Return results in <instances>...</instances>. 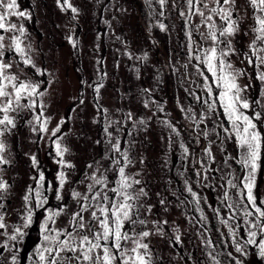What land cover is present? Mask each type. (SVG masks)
<instances>
[{"label": "rangeland", "instance_id": "obj_1", "mask_svg": "<svg viewBox=\"0 0 264 264\" xmlns=\"http://www.w3.org/2000/svg\"><path fill=\"white\" fill-rule=\"evenodd\" d=\"M131 1L70 0L72 5L79 9L77 20L73 22L70 20L71 11H61L56 0H17L20 10L29 13L31 19L12 17V22L24 25L26 33L21 38L23 44L30 46V54L37 67L46 69L51 75L38 76L34 74V70L25 69V71L33 81L52 80L54 82L50 87L46 83L41 84V90L48 87V94L43 98V102L48 106L44 115L50 118L49 131L34 133L31 130L32 126L27 123L32 119L33 114L23 111L18 115L12 113L16 117L17 127L11 134L2 138L7 146L4 155L10 161L9 164L0 166L3 169L0 171V178L11 185L3 201L5 209L0 210L5 212L7 231L11 233L13 226L22 224V216L26 215L23 197L29 186L37 187V180L33 177L38 178L40 172H43L45 177L40 191L47 198V203L37 208L36 200L31 202L32 223L24 229L23 237H18L14 242L8 241L10 249L15 245L14 251L0 249V264H6V262L10 264L12 254L17 256V264H34L36 249L45 243L42 225L45 223L49 210H58L62 204H67L69 211L74 210L75 204L70 196L71 190L75 188L84 192V184L78 182L85 180L86 171H92L86 166L95 160H100L105 150L103 119L97 113V100L92 87L100 81L104 73L106 76L103 78L104 87L100 91L99 104L107 108L113 118H120L122 112L129 110L136 117H152L146 132L140 131L135 137H128L127 130L131 129V124L125 130V139L136 140L132 155L137 163L129 171L136 172L143 167V179L151 197L148 202L157 205L154 211L159 217L179 225L183 241L181 247L170 245L166 239L152 237L154 252L163 256L165 264H212L207 255L209 251H212V247L206 246V241L210 239L215 251L220 253L217 258L221 264H235V260L227 255L229 252L232 256L244 261V264H264V260L255 255L257 250L254 246L248 247L247 257L236 253L234 249L229 226L235 230L236 239L241 242L246 239L243 211L247 201L246 198L237 197L235 190H229L231 197L229 202L243 199V203L233 209L227 208V202H223L222 199L225 189L221 185L225 181L221 177L228 171H234L240 176L243 173L235 162L230 161L231 169L223 165L224 155L234 154L235 146L230 141H225L221 145V141L225 140L223 131L216 128V131L220 132L219 138L212 131L220 122H223L225 126L228 125L223 110L217 105L215 113H207L206 106L198 103L194 96L185 91L188 89L189 92L207 98L203 90L204 81L196 74L193 67L196 61L189 64L187 75H185V69L181 67L182 64L187 63L183 20L178 12L172 9L171 2L164 17L158 15L159 6L155 5L157 15L153 17V23L162 21L168 26V31L162 32L158 27L150 28V10L145 0L139 2L142 7L140 14L132 8ZM239 2L243 3V0ZM176 3L183 7L182 0H176ZM248 15L249 19L242 25V29H247L248 24L252 22L251 9ZM106 22L111 23V28ZM194 22L199 23V18L195 17ZM14 34L18 35V33H4L5 45L11 44L8 37ZM69 35H74L78 40V48L74 49L68 42ZM117 36L121 40H117ZM251 38L250 33L245 36L242 31L235 40L237 48L241 52L246 51ZM122 41L127 42L128 50L134 56L147 52L148 60L143 63L129 60L123 55L125 48ZM4 59L15 64L20 58L13 52L5 50ZM232 59L236 67L245 69L249 74L239 80L241 85H250L244 95L253 101L259 98L261 91L264 90V84L254 78V69L248 67L246 62L241 63L237 57ZM169 60L171 65L179 69L178 72H173V68L169 66ZM137 67L139 79L135 71ZM12 71L15 72L17 69L14 67ZM205 74L210 76L206 70ZM213 87L216 91L215 86ZM142 89H152L151 98L163 104L165 113H170V117L165 113H157L153 116L152 110L145 109L142 101L147 96L141 93ZM81 99L82 104L79 103ZM178 104L185 109L191 107L197 116L202 111L207 113L209 119L205 124L200 125V129L209 131L208 140L201 136L198 145L193 143L192 133L185 131L191 127V121L184 119ZM35 111L39 113L40 109L37 108ZM62 118L67 123L62 126L61 133L53 137L51 131ZM94 118L100 122L94 123ZM158 119H171L174 124L179 121L177 127L181 128L183 142L190 152L186 160L182 158V149L178 142L173 143L169 149L168 131L157 122ZM261 130L264 131V128ZM61 135H63L62 145L70 150L65 155V159L75 165L74 169H62L57 163L59 157L55 154L54 141ZM96 140H101V145H97ZM209 141L213 142L212 149L216 157V163L211 167L221 171H209L205 174L207 179L201 180L195 175V171L200 170V164L196 161L203 158L202 149ZM221 147L227 150L225 154H222ZM33 155L38 161V167L32 165L31 156ZM141 155L145 158L143 166L139 163ZM166 160L167 166H165ZM103 163L107 167V161ZM185 165L186 171H184ZM181 166L183 169H180ZM62 170L69 172L68 183L62 190L63 200L58 201L56 199L59 185L58 174ZM180 171H184L183 177L179 175ZM184 179H188L193 191L197 192L200 198L198 206L185 192ZM173 191L177 192L179 200L172 195ZM158 192L171 202L166 214L160 211L156 196ZM256 193L259 198L264 199V170L258 174ZM180 201H184V204L181 205ZM261 206L264 207V205ZM214 208L219 209V217L213 211ZM201 213L206 219L201 217ZM233 214L235 218L229 219L228 226L220 223L221 219H228ZM66 223L67 217L61 216L57 218L55 225L49 223V226L63 227ZM200 224L204 227L201 228ZM6 240L5 235H0V243Z\"/></svg>", "mask_w": 264, "mask_h": 264}, {"label": "snow or ice", "instance_id": "obj_2", "mask_svg": "<svg viewBox=\"0 0 264 264\" xmlns=\"http://www.w3.org/2000/svg\"><path fill=\"white\" fill-rule=\"evenodd\" d=\"M61 11H71V21H76L79 15V9L74 7L70 0H56ZM171 2L172 9L178 12L179 17L184 23V47L187 49V63L181 65L187 69L192 61L196 74L204 81L203 90L207 98L196 95L185 89L189 95L194 96L198 103L206 106L207 113H215L217 105L223 110L224 118L228 125L223 122L215 125L212 129L217 138L220 132L225 135V141L234 143V154L224 155L223 165L231 169L230 161L240 166L242 176L236 175L234 171H228L221 177L225 181L221 185L224 188L223 202H227V208L233 209L243 203V199L231 201L229 190H235L237 197L246 198L244 204V223L246 239L241 242L236 239L235 230L229 226V232L233 237V244L236 253L247 257L248 247L254 246L257 250L255 255L264 260V199L258 197L257 177L264 170V90L260 97L250 100L244 95L249 84L241 85V77L249 75L245 69L238 68L233 62V57L240 59L241 63L246 62L248 67L255 71V79L264 84V0H182L183 7L176 3V0H145L149 13V27H158L160 31H168V26L162 21L153 23V17L157 15L155 5L159 6L160 17L165 16L168 5ZM249 9H251V23L247 29H242V25L249 19ZM12 17L31 19L29 13L21 11L17 0H0V166L10 163L4 155L6 152V143L2 139L11 134L17 127L16 117L23 111L31 112L32 119L27 121L32 126L31 130L36 133H47L49 131V117H45L44 112L48 107L43 102V98L48 94V87L54 82L33 81L28 77L25 69L34 70L38 76H50L46 69L37 67L30 52V46L23 44L22 37L25 36L26 29L23 24L12 22ZM199 18V23L194 22V18ZM108 27L111 28V23ZM74 31V30H73ZM243 31L244 35L251 34V40L248 43L247 50L241 52L236 44V37ZM4 33H18L8 37L10 45H5ZM99 39V37H97ZM71 46L78 48V40L74 35L67 37ZM121 40L120 37H116ZM125 51L123 55L129 60H136L141 63L148 60V53L134 56L128 50L127 42L122 41ZM5 50L13 52L20 59L12 63L4 59ZM100 63V61H97ZM23 65V67H21ZM118 66V65H117ZM173 68V72H178ZM17 71H12L13 68ZM205 70L209 75L205 74ZM137 79H139V68H135ZM96 82L93 91L97 100V113L103 119V144L104 154L100 160L89 163L86 168L91 172H85V180L78 183L84 184V192L73 188L70 192L72 201L75 204L74 210L69 211L67 204H62L58 210H49V214L42 225L44 244L36 249L34 254V264H165L163 256L154 252L152 237L166 239L170 245L183 246L182 234L179 225L174 221L170 222L166 218L159 217L154 211L157 205L149 203L151 199L147 184L143 179V167L136 172H130L129 169L135 167L137 160L132 155L136 145V140L125 139V130L131 124V129L127 130L128 137H135L140 131H147L152 117H136L129 110L122 112L120 118H113L107 108L99 104L100 91L104 87L103 78ZM251 78V77H249ZM211 81V82H209ZM46 83L48 87L41 90V84ZM216 91H214V87ZM152 89H142L141 93L147 98L142 101L145 109H150L153 116L157 113H165L164 105L151 98ZM79 103H83L81 99ZM179 110L184 119L191 121V127L185 129L192 133L193 143L199 144L201 136L208 140L209 131L200 129L201 124H205L209 116L202 111L199 116L189 107L185 109L178 104ZM39 108L37 113L35 110ZM259 109V110H257ZM119 111V110H118ZM249 112L251 114H249ZM190 114V115H189ZM170 117V113H165ZM94 123L100 121L94 118ZM168 131V146L171 148L173 143H179L182 149V158L187 159L190 155L189 148L183 142L181 128L177 127L179 121L175 124L171 119L157 121ZM67 123L65 119L52 129L51 135L57 136L61 133L62 126ZM63 135L58 137L55 143L56 156L59 157L57 163L62 169L71 170L75 165L65 159L69 153V148L62 145ZM97 145H101V140H96ZM212 141H209L202 149V159L196 162L200 164V170L195 171V175L201 180L207 179V172H218L221 169L211 167L216 163V157L212 149ZM222 154L227 152L221 147ZM33 167H38V161L35 155L31 156ZM103 161H107V167ZM210 162V163H209ZM139 163L143 166L145 158L141 155ZM167 166V160L165 161ZM62 170L58 174V189L56 199L63 200L62 190L68 183L69 172ZM187 170L185 165L184 171ZM0 171H3L0 168ZM184 171L179 175L184 176ZM37 187L29 186L23 197L25 202L26 215L22 216V224L13 226L11 233L7 231L8 225L5 223V212L0 211V235H5L7 240L0 243V249L14 251L15 245L9 248L8 241H17L18 237L25 235L24 229L32 223L33 208L31 202L35 199V207H41L47 203V198L40 189L45 180L43 172L39 173ZM87 181V183H85ZM184 190L192 197V202L199 205V196L193 191L188 179L183 180ZM11 185L0 178V210L5 209L3 201L5 194L9 192ZM179 200L176 191L172 192ZM158 204L162 213H168L170 201L161 193H156ZM259 200V203H258ZM183 205L184 201H180ZM213 211L219 217V209ZM67 217V223L63 227H50L49 223L55 225L57 218ZM150 217H152L150 219ZM203 217V213H201ZM235 214L228 219H221L220 223L228 226L229 219H234ZM251 218V219H249ZM239 227V225H237ZM171 233V235H169ZM207 247H212V251L207 253L212 264H221L217 258L220 253L215 251L213 242L206 241ZM215 253V254H214ZM235 264H244V261L227 254ZM183 257H181L182 259ZM7 264V262H6ZM10 264H17V256H10Z\"/></svg>", "mask_w": 264, "mask_h": 264}, {"label": "trees", "instance_id": "obj_3", "mask_svg": "<svg viewBox=\"0 0 264 264\" xmlns=\"http://www.w3.org/2000/svg\"><path fill=\"white\" fill-rule=\"evenodd\" d=\"M142 0H132L131 1V6H132V8L134 9V10H137L138 12H139V14H140V12L142 11V7H140V3L139 2H141ZM142 4V3H141ZM163 74V73H162ZM165 80V79H164ZM163 83H164V81H163ZM180 169H183V167L181 166V168ZM201 228H203L204 227V225L203 224H200L199 225Z\"/></svg>", "mask_w": 264, "mask_h": 264}]
</instances>
